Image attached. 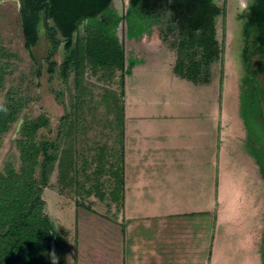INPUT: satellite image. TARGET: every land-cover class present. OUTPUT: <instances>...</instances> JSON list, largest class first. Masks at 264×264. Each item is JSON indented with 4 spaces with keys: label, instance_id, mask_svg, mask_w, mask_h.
<instances>
[{
    "label": "trees",
    "instance_id": "1",
    "mask_svg": "<svg viewBox=\"0 0 264 264\" xmlns=\"http://www.w3.org/2000/svg\"><path fill=\"white\" fill-rule=\"evenodd\" d=\"M18 1L25 47L33 59L41 18L53 22V27L47 26L52 45L47 72L50 81L59 82L60 89L55 94L59 104L65 106V114L53 138L48 136L52 132L48 114L42 113L34 119L24 117L35 100L30 94L31 85L26 90L14 84L8 86L14 74L10 59L16 56L0 46V158L5 137L24 119L14 141L18 159L6 161L0 168V264H52V242L59 259V246L65 243L63 234L46 212L47 203L43 198L55 171H58L59 192L75 195L77 207L95 212L81 204L80 196H96L102 202L110 199L108 206L118 202L119 209L123 207V98L125 76L132 65L126 69L124 43L119 42L116 34L119 25L127 21L131 11H137L140 27L132 37L144 34L151 37L153 27H158L162 40L169 42L177 52L176 74L193 82L209 83L212 65L222 60L217 19L225 10L214 0H131L128 13L123 17L112 7L113 0ZM245 20L246 44L242 55L245 74L249 76L253 72L254 57L260 61L259 72L264 70V0H252ZM61 43L63 60L58 63L52 58ZM41 68V65L36 66L32 76L40 78ZM88 69L95 76L100 73L98 79L104 82L114 81L120 72V91L105 89L111 100L102 98L108 110L114 113L112 129L116 132V144L111 148L98 147L94 152L90 148L93 153H87L79 139L84 127L81 125L83 106L88 96L85 86ZM71 82L75 93L70 95L67 106L64 95L72 89ZM65 85L67 90L62 88ZM105 152L108 155L104 156ZM82 160L86 163L80 176ZM255 160L264 179V164L258 158Z\"/></svg>",
    "mask_w": 264,
    "mask_h": 264
},
{
    "label": "rangeland",
    "instance_id": "2",
    "mask_svg": "<svg viewBox=\"0 0 264 264\" xmlns=\"http://www.w3.org/2000/svg\"><path fill=\"white\" fill-rule=\"evenodd\" d=\"M130 1L114 0L112 7L124 17L131 6ZM214 2L225 10V14L217 19V36L223 46L222 60L211 67L214 86L208 88V112L210 115L211 110L216 111V120L213 122L208 119L206 124L203 122V125H206V135L202 136V147L205 144L206 150L202 149L201 154L197 155V162H201V167L192 170L191 175L194 179L200 177L204 180L202 183H206L208 190L211 189L214 179L219 180V191L213 208L209 209L210 212L199 214L200 216L196 214L193 218H174L172 222L175 225L183 222L182 224L188 227V240L192 237L202 238L197 248L191 242H186L190 247L193 245L194 250H199L197 259L200 264H204L206 260L208 264L214 232L215 247L210 259L213 264H264V179L255 160L258 158L264 164V70L259 72L260 61L254 57L253 72L246 76L242 55L246 44L245 16L251 0ZM137 15V11H131L127 21H123L116 30L119 42H123L127 50L131 48L130 39L140 27ZM47 26L53 27V22L45 21L42 17L39 24V41L32 50L33 59L25 47L21 3L18 0H0V46L16 56L10 59L14 74L9 78L8 86L14 84L26 90L31 85L30 94L35 100L30 103L24 117L34 119L42 113L48 114L52 121V132L48 136L53 138L60 118L65 114V106L59 104L56 99L55 92L60 89L59 82L50 81L47 72V57L52 49ZM81 30L83 31L82 27ZM152 31L151 37L147 38L145 34L143 41L137 46L134 45L133 54L147 51L149 45L155 47L160 43L164 46L161 50L170 49L169 42L164 43L162 40L159 28L155 26ZM52 59L58 63L63 60V43L58 46ZM38 65H41L42 73L40 78H35L32 72ZM98 76L90 69L87 70L85 86L88 96L83 106L81 125L84 127L79 137L82 141L81 147L87 153H93L101 146L111 148L116 144V132L112 129L114 113L108 110L102 98L111 100L105 89L120 91V72H117L114 81L104 82L98 79ZM69 86L72 89L64 95L67 106L70 104V95L75 93L72 82ZM217 87L219 91H216ZM62 88H66V85ZM213 100L217 105H213ZM16 127L4 139L0 168L6 161L18 159L19 154L14 143L18 137V134L14 137ZM114 154L117 157V153ZM106 155L108 154L105 152L104 156ZM84 163L86 161L79 166L80 176ZM74 196L68 192L61 195L58 171H55L50 186L44 190L43 198L47 203L46 212L55 221L65 240L64 245L59 246L62 264H74V254L78 252L79 247L81 251H86V247L92 246L96 233V238H100L104 243L103 228L111 220L106 221L102 216H98V213L108 215L114 220H118L121 214L118 202L107 206L95 196L78 197L81 204L96 212L95 215L77 207V197ZM157 222L155 219L148 224L156 228L159 227ZM172 226L168 220L169 230L175 227ZM200 229H203L202 236L198 234ZM85 241L89 242L86 247ZM170 251L173 255L180 253L175 244ZM188 251L191 252L189 249Z\"/></svg>",
    "mask_w": 264,
    "mask_h": 264
},
{
    "label": "crops",
    "instance_id": "3",
    "mask_svg": "<svg viewBox=\"0 0 264 264\" xmlns=\"http://www.w3.org/2000/svg\"><path fill=\"white\" fill-rule=\"evenodd\" d=\"M144 36L132 37L130 49L124 46L126 69L131 65L132 68L124 83L121 214L114 220L98 213L113 224L108 222L103 228L104 243L96 238V233L92 246L85 241V247L89 245L86 251L79 247L73 257L74 264H200L199 250L186 242L197 248L202 238L188 240V227L183 222L175 225L172 219L210 212L219 191V180L214 179L208 190L206 183H202L204 180L191 175L192 170L201 167L197 155L206 150L205 144L202 147V136L206 135L203 122L216 120V111L211 110L210 115L208 112V88L214 86L212 74L209 83L180 77L175 72L177 52L170 46L171 50H161L163 43L149 45V50L133 54L132 48ZM214 101L213 105H217ZM155 219L156 222L159 219L156 228L148 224ZM168 220L175 226L172 230L168 228ZM215 239L216 232L212 236L208 264H213L210 259ZM173 242L180 253L173 255L170 251Z\"/></svg>",
    "mask_w": 264,
    "mask_h": 264
},
{
    "label": "water",
    "instance_id": "4",
    "mask_svg": "<svg viewBox=\"0 0 264 264\" xmlns=\"http://www.w3.org/2000/svg\"><path fill=\"white\" fill-rule=\"evenodd\" d=\"M23 123H24V119H21L19 121V123L17 124L14 137H16L17 134L20 132V129H21ZM51 256H52V264H60L59 255H58V252H57V249H56V246H55L54 242H52Z\"/></svg>",
    "mask_w": 264,
    "mask_h": 264
},
{
    "label": "flooded vegetation",
    "instance_id": "5",
    "mask_svg": "<svg viewBox=\"0 0 264 264\" xmlns=\"http://www.w3.org/2000/svg\"><path fill=\"white\" fill-rule=\"evenodd\" d=\"M113 2H114V0L112 1V3H113ZM130 2H131V1H130ZM251 2H252V0H251ZM251 2H250V3H251ZM250 3H249V5H250ZM249 5H248V7H249Z\"/></svg>",
    "mask_w": 264,
    "mask_h": 264
}]
</instances>
